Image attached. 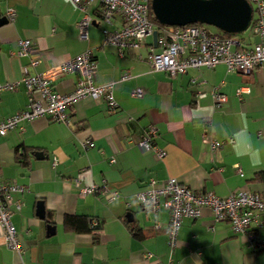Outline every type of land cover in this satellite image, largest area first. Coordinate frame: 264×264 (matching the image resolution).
<instances>
[{
	"label": "crops",
	"instance_id": "obj_1",
	"mask_svg": "<svg viewBox=\"0 0 264 264\" xmlns=\"http://www.w3.org/2000/svg\"><path fill=\"white\" fill-rule=\"evenodd\" d=\"M97 6L94 2L87 9L93 24L82 40L76 23L83 12L71 0H0L2 15L7 8L16 12L12 22L0 25L1 84L19 80L24 68L29 74L42 73L51 64L89 50L96 60L94 82H112L117 102V109L109 113L102 100L84 98L68 111V124L37 117L23 120L0 137V181L25 188L14 193L20 208L11 206L22 251L19 255L5 245L0 228V264H166L164 227L169 213L164 208L148 212L134 196L150 179L159 184L175 177L194 191L221 197L240 189L264 194V66L245 75L227 71L224 64L188 68L175 76L151 70L145 61L149 46L159 51L152 34L141 48L125 49L120 55L116 46L103 42L104 24L96 20ZM121 23L114 14L107 28L118 29ZM235 37L245 45L258 41L251 31ZM21 39L28 40L39 59L36 66H30L27 55L17 54ZM123 74L128 77L121 79ZM76 78L74 73L62 75L53 81V88L69 93ZM136 87L143 88L141 97L131 95ZM239 87L248 92L237 96ZM213 91L226 96L220 107ZM26 103L22 84L2 91L0 120ZM149 124L157 128L153 142L165 151L163 158L137 146ZM212 140L221 144L212 149ZM257 151L261 164L254 167L251 159ZM75 179L79 186L104 182L119 196L110 202L99 192L80 196ZM39 201L42 218L36 215ZM66 215L85 216L100 227L65 228ZM259 218L260 225L251 227L264 237V213ZM132 228L140 229V235L135 236ZM171 258L176 264H264V251L248 246L228 221H214L203 208L199 217L183 218Z\"/></svg>",
	"mask_w": 264,
	"mask_h": 264
},
{
	"label": "built area",
	"instance_id": "obj_2",
	"mask_svg": "<svg viewBox=\"0 0 264 264\" xmlns=\"http://www.w3.org/2000/svg\"><path fill=\"white\" fill-rule=\"evenodd\" d=\"M72 4L83 12L77 21L78 37L88 38V28L93 19L88 13V7L97 2L95 9L96 20L101 27L103 42L117 47L121 55L125 49H139L145 45L146 36L155 30L154 23L148 16L150 0H71ZM253 14L249 25L251 34L258 37L252 45H245L235 36H221L209 32L205 26L186 24L183 26H166L159 29L156 43L159 51L154 52L152 46L146 54L145 61L151 70H164L170 76L186 72L188 68H212L217 64H224L227 71L249 74L255 68L264 66V0H250ZM6 18L12 22L16 16L13 8L6 9ZM114 14L120 16V28L109 30ZM18 55H27L31 67L39 62L28 40H18ZM96 70V60L89 50L60 64H51L42 73L29 74L24 68L19 80L0 83L2 91L16 90L22 84L27 92V103L19 112L0 120V137L8 130L17 127L23 120L37 117H48L52 121L70 123V113L73 105L81 99L92 98L102 100L109 113L117 109V102L113 93V83L96 84L93 75ZM67 73L76 74L74 88L69 93H59L54 90L53 81ZM123 74L121 79H126ZM143 88L136 87L131 95L141 97ZM248 92L246 87H239L236 95ZM200 96L203 94L200 93ZM214 103L220 107L226 96L213 91ZM157 128L153 124L145 127L137 146L145 151H152L157 158H163L165 151L154 145ZM232 142V139L229 138ZM91 141H86L90 146ZM221 144L218 140L211 141L212 149ZM242 175L241 170L238 171ZM75 179V186L79 187L78 195L86 196L91 193H102L108 202L119 196V193L110 190L104 182L93 183L88 186H79ZM25 188L16 182L0 181V228L5 245L20 255L22 246L11 222V206L19 209L21 202L14 198V193L22 192ZM141 208L148 212H156L160 208L168 211V221L164 227L167 237L169 258L166 264H176L171 256L178 245V232L183 218H197L201 210L206 208L214 221L226 220L235 235L243 238L245 243L255 250L264 251V237H260L251 227V224L260 225V214L264 213V194L240 189L221 197L214 192L194 191L175 177H169L157 184L150 179L147 186L134 194ZM97 222L93 221L92 225ZM159 228V223L155 224ZM146 256H151L148 252Z\"/></svg>",
	"mask_w": 264,
	"mask_h": 264
},
{
	"label": "water",
	"instance_id": "obj_3",
	"mask_svg": "<svg viewBox=\"0 0 264 264\" xmlns=\"http://www.w3.org/2000/svg\"><path fill=\"white\" fill-rule=\"evenodd\" d=\"M150 9L153 17L166 26L201 23L232 34L245 31L253 14L248 0H150ZM7 22L6 16L0 12V25ZM157 35V30H153L154 44ZM35 156L41 157L42 153L36 152ZM36 215L40 218L44 216L41 201L37 203ZM126 216L130 217V213ZM48 231L53 233V226H49Z\"/></svg>",
	"mask_w": 264,
	"mask_h": 264
},
{
	"label": "trees",
	"instance_id": "obj_4",
	"mask_svg": "<svg viewBox=\"0 0 264 264\" xmlns=\"http://www.w3.org/2000/svg\"><path fill=\"white\" fill-rule=\"evenodd\" d=\"M250 2V0H248ZM148 16L150 18V20L154 23L155 25V29L157 30V32L159 33V29L166 27V25L160 24L152 15L151 13V9H150V4L148 5ZM194 24H198L201 26H205V24H201V23H194ZM219 35L221 36H236L237 34H232V33H226L223 32L221 30H217V32ZM20 156V154L18 155ZM47 220L48 222H51V217L50 215H47ZM64 227L68 228V229H73V230H77V231H90L91 229L97 230L99 229L100 225L99 223H97L96 225H92V223L89 221L88 218H86L85 216H75V215H66L64 218ZM133 234L135 236H139L140 235V229L137 228H132L131 229Z\"/></svg>",
	"mask_w": 264,
	"mask_h": 264
},
{
	"label": "rangeland",
	"instance_id": "obj_5",
	"mask_svg": "<svg viewBox=\"0 0 264 264\" xmlns=\"http://www.w3.org/2000/svg\"><path fill=\"white\" fill-rule=\"evenodd\" d=\"M206 28H207V29H210V30H213V31H217V30H218L217 28H215V27H213V26H210V25H206ZM249 32H250V30H249V28H247L245 31H243V32H241V33H239V34H237L236 36H237L238 38H240L241 36H248Z\"/></svg>",
	"mask_w": 264,
	"mask_h": 264
},
{
	"label": "clouds",
	"instance_id": "obj_6",
	"mask_svg": "<svg viewBox=\"0 0 264 264\" xmlns=\"http://www.w3.org/2000/svg\"><path fill=\"white\" fill-rule=\"evenodd\" d=\"M252 166H259L261 164V160L259 159V152L257 151L251 159Z\"/></svg>",
	"mask_w": 264,
	"mask_h": 264
}]
</instances>
